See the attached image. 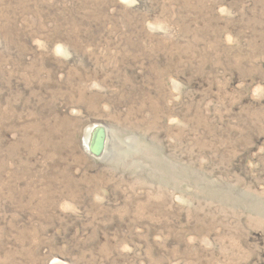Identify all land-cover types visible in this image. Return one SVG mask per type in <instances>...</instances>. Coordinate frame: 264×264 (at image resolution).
<instances>
[{
  "label": "rangeland",
  "instance_id": "374dc122",
  "mask_svg": "<svg viewBox=\"0 0 264 264\" xmlns=\"http://www.w3.org/2000/svg\"><path fill=\"white\" fill-rule=\"evenodd\" d=\"M0 264H264V0H0Z\"/></svg>",
  "mask_w": 264,
  "mask_h": 264
},
{
  "label": "bare ground",
  "instance_id": "6f19581e",
  "mask_svg": "<svg viewBox=\"0 0 264 264\" xmlns=\"http://www.w3.org/2000/svg\"><path fill=\"white\" fill-rule=\"evenodd\" d=\"M100 132V130H99ZM97 133V131H92L89 130L88 131V135L87 137L91 138L92 136H94ZM99 144L95 145V144H91L90 146L88 145V147L92 150V151H97L99 152L101 150V147L98 146Z\"/></svg>",
  "mask_w": 264,
  "mask_h": 264
}]
</instances>
